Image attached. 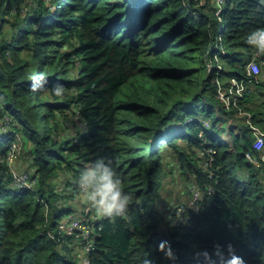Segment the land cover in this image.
Segmentation results:
<instances>
[{"label": "trees", "instance_id": "obj_1", "mask_svg": "<svg viewBox=\"0 0 264 264\" xmlns=\"http://www.w3.org/2000/svg\"><path fill=\"white\" fill-rule=\"evenodd\" d=\"M199 2L0 0V118L13 128L0 130V264H77L78 253L58 248L41 223L57 235L76 177L98 156L111 158L133 199L126 215L99 221L89 264H209L204 251L212 264H226L231 252L264 264V170L245 157L257 152L241 113L264 127V80L245 82L236 105L217 96V82L246 81L247 63L264 58L246 40L264 27V0ZM34 70L65 94L34 92ZM77 107L89 131L74 141ZM200 131L216 150L214 191L170 226L175 203L186 202L163 198L165 174L178 171L187 186L210 183ZM17 139L33 188L15 186L6 164Z\"/></svg>", "mask_w": 264, "mask_h": 264}, {"label": "built area", "instance_id": "obj_2", "mask_svg": "<svg viewBox=\"0 0 264 264\" xmlns=\"http://www.w3.org/2000/svg\"><path fill=\"white\" fill-rule=\"evenodd\" d=\"M260 60V59H259ZM210 70V67L208 68ZM247 74L249 78L245 81L233 79L229 86L224 89L219 82H217V96L224 102L226 107H230L232 105H236L239 100L243 97V89L245 82H254L259 83V81L263 80L264 77V58L260 61H257V57H253L246 65ZM236 91V92H235ZM247 122H249V127L252 132V147L257 152V155H253L250 151L245 152V157L248 161L256 164L259 168L264 170V130L256 127L250 120L251 113L246 112ZM6 118V122L4 120ZM8 115L4 114L0 118V130L8 131L10 128V122H8ZM77 125V132H74V140L78 139V135L82 133H86L89 131V123L83 118L81 115L80 109L77 107L72 115V120ZM70 120L66 121V125L71 124ZM206 125L209 124L208 121H204ZM205 131L199 132V138H201V147L199 148L201 164L203 170L207 172L208 177L210 179V183L202 189L198 184L192 183L189 186L190 191H194V198L190 199L189 202L178 204L175 207L174 213L172 215V220L177 222L184 215H187V211L190 209H197V201L200 200L202 196V191L206 193H212L214 191V183H216L215 178V147L211 141H208L206 138ZM20 139L13 141L12 143L6 164L8 166V170L10 168L12 179L14 185L17 187H27L33 188V182L35 179L30 180L28 175L24 173L25 171H17L13 165L11 164L14 157L18 156L21 152V145L19 144ZM199 188L201 191V195L199 197ZM107 216H98L97 213L90 212V209L86 210L81 216H77L74 213H68L65 217H63L59 224L56 225V234L52 231L47 230V235L53 238L56 241L57 247L61 248L63 243H68L69 246L76 247L81 252V254H77L75 259L78 264H88L89 263V253L94 249V241L96 235V227H100L96 225L102 218H106Z\"/></svg>", "mask_w": 264, "mask_h": 264}, {"label": "clouds", "instance_id": "obj_3", "mask_svg": "<svg viewBox=\"0 0 264 264\" xmlns=\"http://www.w3.org/2000/svg\"><path fill=\"white\" fill-rule=\"evenodd\" d=\"M246 40L256 51L264 53V27L251 30L247 34ZM28 79L31 80L30 87L34 92L57 97L66 92L65 86L59 82L49 87L47 75L43 71L34 70L30 72ZM241 113L246 115V112ZM76 184L79 188L80 199L94 208L98 216H124L133 199V194L125 190L124 178L119 174L110 157L98 156L95 160L90 161L79 172L76 177ZM231 248L232 246L229 245L230 250ZM159 249L164 252L167 258L175 260V253L168 241H162L159 244ZM77 253L81 254L79 250ZM203 256L209 264H212L207 251L203 252ZM143 264H153V262L145 258ZM226 264H247V261L235 252H231Z\"/></svg>", "mask_w": 264, "mask_h": 264}, {"label": "rangeland", "instance_id": "obj_4", "mask_svg": "<svg viewBox=\"0 0 264 264\" xmlns=\"http://www.w3.org/2000/svg\"><path fill=\"white\" fill-rule=\"evenodd\" d=\"M216 1H220V0H216ZM205 2H206V0H201V3L200 4H202V5H205ZM9 117V116H8ZM9 119H10V117H9ZM4 120H5V122H6V118L4 117ZM11 120H9L8 122H10ZM9 128H10V130H12L13 128L11 127V125L9 126ZM73 140H74V138H73ZM75 141V140H74ZM19 144L21 145V142L19 141ZM21 153V152H20ZM21 156V154H19L17 157L15 156L14 157V159L12 160V162H11V164L13 165V167H14V164H16L20 159H19V157ZM256 167H258L256 164H254ZM214 168H215V163H214ZM14 169H15V172H17V171H19V170H17L15 167H14ZM170 172V171H169ZM215 172H216V169H215ZM24 173H26L27 175H28V173L29 172H27V171H25ZM180 179V175H179V173H178V171H174V173L171 171L170 173H167V174H165V176H164V178H163V181H164V183H163V186H162V188H161V195L165 198V199H171V200H173L172 199V197L173 198H176V200L177 201H180V199L182 200V201H184L182 198H181V193H186V195L188 196V198L187 199H193L194 198V191L195 190H191V191H186L185 190V192H183V189H186L187 188V190H189V186L191 185H189V186H187L186 184H181L180 186H181V188L179 187V184H178V180ZM71 182H73V180H71ZM56 186H57V190H58V192H60L64 187H63V185L61 186V187H59V183H56ZM204 191V190H203ZM202 191V192H203ZM200 195H201V191H200V188H199V197H200ZM79 195H77V196H75V198L73 199L74 201H75V199L78 197ZM202 196H203V194H202ZM202 196H201V198H202ZM200 198V199H201ZM71 203H73V202H71ZM79 203H82L81 204V206H79L77 209L75 208V209H71L72 211H64V212H62V214L60 215V217L56 220V225H58L59 224V222H60V220L63 218V217H65L68 213H74L75 215H77V216H81L86 210H88V209H90V212H93V213H96V211H95V209L94 208H92V207H90L89 205H87L86 203H84V202H76V204H79ZM68 205H70V204H68ZM45 206H46V204H45ZM175 207H176V203H175ZM175 207H174V209H173V211H172V213L170 214V217H169V225L170 226H172V225H175V224H179V223H181V222H186V221H188L190 218H191V216H190V213H191V211L190 210H188L187 211V215H184L182 218H180V220H178L177 222H174L173 220H172V215H173V213H174V210H175ZM60 210H64L63 208H61L60 206L58 207ZM58 209V210H59ZM107 218V217H106ZM99 223H97L96 225H98ZM41 227L43 228V231L47 234V226L45 225V223L43 222V223H41ZM161 228V227H160ZM77 250L76 249H74V252H76Z\"/></svg>", "mask_w": 264, "mask_h": 264}, {"label": "crops", "instance_id": "obj_5", "mask_svg": "<svg viewBox=\"0 0 264 264\" xmlns=\"http://www.w3.org/2000/svg\"><path fill=\"white\" fill-rule=\"evenodd\" d=\"M262 79L264 80V77H262ZM263 91H264V88H263ZM254 98H255V97H254ZM256 101H257V102H260L261 100H256ZM251 104H253V103H251ZM249 113H250V112H249ZM247 123H248V125H249V122H247ZM254 125H255L256 127H258L259 129L264 130V127H263L260 123H258L257 120L255 121ZM19 159H20V160H19L16 164H14V167H15L17 170H19V171H27V170H25V169H29V170H30V168H29V162H28V160H27V156H26V154L20 156ZM178 184H179V187L181 188L180 185H181V184H185V183H183V182L179 179V180H178ZM185 190L187 191V188H186V189H183V192H185ZM67 194H68V193H67ZM77 195H79V191L75 192V193L73 194V196L68 197V198L65 199V204H66V205L70 204V205H68V206H70L71 209H75V208L77 209L79 206H81L82 203L76 204V202H83V201L80 199V196H78V197L75 199V201L73 200V199L75 198V196H77ZM163 198H164V197H163ZM181 198L184 200V201H182V200L180 199V201H182V202H189V201H190V199H187L188 196L186 195V193H181ZM172 199H173V200H176V198H173V197H172ZM166 200H168V199H166ZM71 202H73V203H71ZM169 214H170V213H169ZM168 221H169V218H168ZM71 249L73 250V252H74V249H76L77 251H76L75 253L78 252V248H73V247H71Z\"/></svg>", "mask_w": 264, "mask_h": 264}]
</instances>
